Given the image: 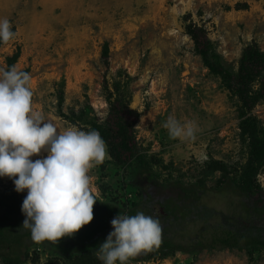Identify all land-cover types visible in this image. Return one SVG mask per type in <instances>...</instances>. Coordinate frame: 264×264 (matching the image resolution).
<instances>
[{
	"label": "rangeland",
	"instance_id": "1",
	"mask_svg": "<svg viewBox=\"0 0 264 264\" xmlns=\"http://www.w3.org/2000/svg\"><path fill=\"white\" fill-rule=\"evenodd\" d=\"M4 18L16 36L0 43V69L7 70L8 57L21 50L16 68L31 75L33 109L59 131L73 126L90 131L93 123H102L109 112L106 84L141 114L136 136L144 153L161 161L154 167L160 177L152 182L135 164L118 167L110 157L89 172L96 203L145 198L144 213L164 225L162 235L185 245L203 224L223 223L224 215L242 203L234 186L219 183L220 172L203 174L206 163L218 160L236 167L233 176L241 179L249 147L239 128L238 100L205 66L187 27H203L225 63L237 72L248 45L256 44L264 52V0H0V19ZM106 43L108 62L102 58ZM60 91L65 95L62 109ZM254 115L264 125V100ZM169 116L195 122L196 139H171L163 127ZM38 158L42 157L31 159ZM204 178L199 225L187 219L181 230L180 221L173 218L164 224L167 213L162 204L184 195L181 183L190 189ZM258 181L264 188V169ZM132 182L138 187L131 188ZM13 190L11 179L0 178V200ZM26 195L27 190L21 193L22 200ZM4 212L0 208V216ZM108 235L90 247H99ZM29 249L32 255L24 264H49L46 249ZM56 250L61 256L81 252L74 247ZM24 252V247L18 249L23 259ZM137 258L128 264H264V249L255 251L253 259L236 250L178 253L148 262Z\"/></svg>",
	"mask_w": 264,
	"mask_h": 264
},
{
	"label": "trees",
	"instance_id": "2",
	"mask_svg": "<svg viewBox=\"0 0 264 264\" xmlns=\"http://www.w3.org/2000/svg\"><path fill=\"white\" fill-rule=\"evenodd\" d=\"M187 30L195 43L196 53L202 57L205 66L221 79L224 87L238 100L239 128L242 138L249 147L248 161L241 179L233 176L237 171L236 167L218 160L206 163L203 174L209 177L220 172L222 179L219 183H230L234 186L242 197V203L234 207L230 214L224 215L223 223L203 224L197 235L189 237L187 245L178 243L165 234L166 236L162 235L158 247L142 251L138 254L140 258L137 259L143 262L165 260L178 253L196 254L204 250L245 251L253 259L255 251L264 249V188L258 181V175L264 169V125L254 115L256 107L264 100V52L256 44L248 45L243 51L238 71L234 72L218 53L216 44L211 41L203 27L190 25ZM20 57V49L8 57V69L16 66ZM109 57L110 49L106 43L102 58L108 62ZM104 89L109 112L102 123H93L92 129L98 131L106 142L109 155L116 166L126 167L135 164L141 175L154 182L160 177L154 167L162 163L156 157L149 158L144 153L136 136L141 114L131 109L119 94L115 95L108 84ZM58 98L59 107L62 109L65 102L62 91L59 92ZM205 181V178L201 179L190 189L184 188L181 183L180 191L184 195L178 194L177 202L169 199L162 204L167 213L166 218L162 217L164 224L169 222V218L179 220L178 227L181 230L184 220L189 219L190 222H195L194 225L198 224V218L202 213L197 211L201 208V200L204 197L201 189L205 188ZM129 186L138 187L134 182ZM144 199L139 202L129 199V203L123 204L114 201L95 203L92 222L74 236L64 237L59 243L48 241L35 243L31 239L30 231L22 228L25 216L21 211L23 203L21 193L13 190L10 194H4L0 200V208H4L5 211L0 216V264H24L32 255L29 249L32 245L37 249H46L50 253L49 264H103L97 256L99 247L92 248L91 243L113 231L111 222L118 214L144 213L146 204ZM27 241L31 244H27ZM20 247L25 248L24 259L18 254ZM72 247L80 248L81 252L61 256L56 250ZM34 258L38 261L40 257L34 253ZM134 259L135 257L130 260Z\"/></svg>",
	"mask_w": 264,
	"mask_h": 264
},
{
	"label": "clouds",
	"instance_id": "3",
	"mask_svg": "<svg viewBox=\"0 0 264 264\" xmlns=\"http://www.w3.org/2000/svg\"><path fill=\"white\" fill-rule=\"evenodd\" d=\"M15 36L10 21L0 19V43L7 44ZM32 97L30 73L15 65L0 69V178L11 179L17 193L27 190L22 228L30 231L31 239L59 243L92 222L98 200L89 172L110 156L98 131L75 126L59 131L33 109ZM163 127L171 139H196L193 121L182 123L169 116ZM34 156L42 158L31 159ZM111 224L113 231L97 253L103 264H128L161 243V222L143 212L120 213Z\"/></svg>",
	"mask_w": 264,
	"mask_h": 264
},
{
	"label": "built area",
	"instance_id": "4",
	"mask_svg": "<svg viewBox=\"0 0 264 264\" xmlns=\"http://www.w3.org/2000/svg\"><path fill=\"white\" fill-rule=\"evenodd\" d=\"M119 262H117V264H118Z\"/></svg>",
	"mask_w": 264,
	"mask_h": 264
}]
</instances>
